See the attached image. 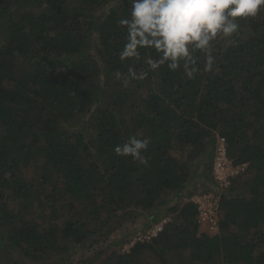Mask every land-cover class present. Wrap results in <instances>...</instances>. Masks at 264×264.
<instances>
[{"label":"trees","instance_id":"trees-1","mask_svg":"<svg viewBox=\"0 0 264 264\" xmlns=\"http://www.w3.org/2000/svg\"><path fill=\"white\" fill-rule=\"evenodd\" d=\"M112 2L0 0V261L72 264L108 224L142 216L149 229L170 216L156 237L95 264H264V10L215 41L211 69L196 53L189 78L152 68L154 49L124 56L130 2ZM215 133L247 167L212 236L187 186L199 157L210 171ZM137 134L150 138L147 164L114 152Z\"/></svg>","mask_w":264,"mask_h":264},{"label":"clouds","instance_id":"clouds-1","mask_svg":"<svg viewBox=\"0 0 264 264\" xmlns=\"http://www.w3.org/2000/svg\"><path fill=\"white\" fill-rule=\"evenodd\" d=\"M130 14L118 21L127 31L124 56L139 48L154 49L159 60L152 68L167 63L170 70L183 68L189 78L198 71L195 54L205 57L206 67L215 63L213 48L220 38H233L241 28L240 20L253 18L264 10V0H129ZM117 78L120 73L117 72ZM150 138L139 134L117 145V155L131 156L147 164L142 155Z\"/></svg>","mask_w":264,"mask_h":264},{"label":"rangeland","instance_id":"rangeland-1","mask_svg":"<svg viewBox=\"0 0 264 264\" xmlns=\"http://www.w3.org/2000/svg\"><path fill=\"white\" fill-rule=\"evenodd\" d=\"M114 3H115V0H113L111 5H113ZM177 147H178V145H177ZM171 154L174 157H179V151L178 150L171 152ZM208 158H209V155H207V156L205 155L203 157H199L194 162L197 165H199L200 167L198 168L196 166L195 168L192 169L193 179L190 180V183L187 186V188L189 190H192L193 192H195L194 194H199L202 191H204L205 189H207L206 187L212 188V186H213L212 185V175H211L212 164L210 166V171L207 169L208 168V165H207ZM246 167H247V165H246ZM245 170H246V168H245ZM245 170L241 174H244L246 172ZM207 175L210 177L209 180L205 179V176H207ZM184 201L185 200H182L181 198H176V197L171 198L169 205H174V204H177V205L180 204L181 205V204H183ZM164 208H165V206L164 207L161 206L159 208L158 216L163 215V213L165 212ZM161 218H163V217H161ZM163 219L164 220L168 219L170 221V216L163 218ZM150 222H148L145 217L141 216L140 218H136L135 220L129 222L128 224H124L123 225L124 227H122V228H116L115 231H110V224H108L106 226V229H105V232H106L105 236L103 235L102 237H99V238L97 237V242H95V243H89L88 242L84 246L77 248L76 254H75L74 258L71 260L72 264H88V262L93 259V256L95 254H98V255L100 254V257L95 259L93 261V264H95L96 262L103 259L106 255H110V253L112 251H116V252L121 253V254L122 253L128 254L129 248L131 247V245H133V243L137 241V238L139 236L144 235L145 232L148 230L147 228H148V225L150 224ZM152 225H154V224H152ZM143 230H145V231H143ZM151 263L160 264L158 259L150 261V264ZM0 264H4V263L2 261H0ZM26 264H30V263H26ZM171 264H173V262H171Z\"/></svg>","mask_w":264,"mask_h":264},{"label":"built area","instance_id":"built-area-1","mask_svg":"<svg viewBox=\"0 0 264 264\" xmlns=\"http://www.w3.org/2000/svg\"><path fill=\"white\" fill-rule=\"evenodd\" d=\"M215 146L213 150L211 175L214 183L213 191L195 194L190 202L195 206L197 216L196 223L200 231L210 235L219 233V203L221 196L230 189L232 182L244 172L247 164L234 165L228 157L226 142L223 137L215 133ZM169 220H162L152 225L137 241H148L162 232L164 225Z\"/></svg>","mask_w":264,"mask_h":264}]
</instances>
